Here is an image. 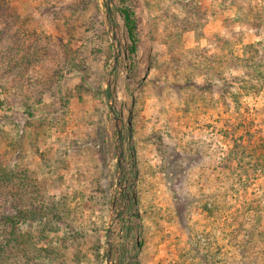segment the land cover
<instances>
[{
	"label": "rangeland",
	"instance_id": "374dc122",
	"mask_svg": "<svg viewBox=\"0 0 264 264\" xmlns=\"http://www.w3.org/2000/svg\"><path fill=\"white\" fill-rule=\"evenodd\" d=\"M136 1L0 0L7 264H264V0Z\"/></svg>",
	"mask_w": 264,
	"mask_h": 264
},
{
	"label": "trees",
	"instance_id": "16d2710c",
	"mask_svg": "<svg viewBox=\"0 0 264 264\" xmlns=\"http://www.w3.org/2000/svg\"><path fill=\"white\" fill-rule=\"evenodd\" d=\"M128 1L129 0H118L117 12L119 13V16L122 19L123 26H124V29L126 32V40H127L126 49H127V54L130 57L136 53L137 45H138V32H137V23L138 22L134 16V11L132 8L138 7L139 3L136 0H134V1H132L131 4H129ZM0 12H1V7H0ZM0 41H2V40H0ZM30 49L32 52L31 56L23 55L18 59H16V56H13L14 60H13L10 67L15 68L17 65L18 66L22 65V67H29V66L35 64L36 59L38 57V50H32V48H30ZM112 91H113V88H110V87L105 91L106 98H110L112 96ZM22 178H25L24 172L23 173L19 172V174L14 175L13 172H11L5 166L0 164V187L6 188V186L13 185V183H16V182H20V184H22V183L27 184V181L23 182L24 180H22ZM132 198H133V196H132ZM17 212L18 213L16 214V216L4 215L2 217V220H3L4 224L10 228L9 235L11 237H14L13 239L19 238L22 241H24V239H25L24 236L19 237L18 235H16L15 226H17V221L20 219V217H22L23 219L27 217L26 216L27 213L21 209H18V208H17ZM17 239H16V241H17ZM2 252H3V245L0 246V264H7V263H5V259L3 258V256H1L3 254Z\"/></svg>",
	"mask_w": 264,
	"mask_h": 264
},
{
	"label": "water",
	"instance_id": "95a60500",
	"mask_svg": "<svg viewBox=\"0 0 264 264\" xmlns=\"http://www.w3.org/2000/svg\"><path fill=\"white\" fill-rule=\"evenodd\" d=\"M108 1V0H107ZM115 36H113L114 38ZM131 110L129 111V116L127 119V132H128V139L130 140L132 138L131 136V120H130ZM119 137V136H118Z\"/></svg>",
	"mask_w": 264,
	"mask_h": 264
}]
</instances>
